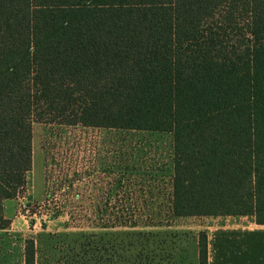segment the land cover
<instances>
[{
    "label": "trees",
    "instance_id": "trees-1",
    "mask_svg": "<svg viewBox=\"0 0 264 264\" xmlns=\"http://www.w3.org/2000/svg\"><path fill=\"white\" fill-rule=\"evenodd\" d=\"M34 123L170 134V217L264 225V0H0V229Z\"/></svg>",
    "mask_w": 264,
    "mask_h": 264
},
{
    "label": "rangeland",
    "instance_id": "rangeland-1",
    "mask_svg": "<svg viewBox=\"0 0 264 264\" xmlns=\"http://www.w3.org/2000/svg\"><path fill=\"white\" fill-rule=\"evenodd\" d=\"M32 153L27 180L34 194L19 196L27 214H18V198L3 204L9 224L0 229V264H23L27 241L35 264H198L200 233L207 235L208 264H223L216 234L250 223L248 217L169 216L173 144L167 133L34 123ZM87 153H96V162L77 167L75 160ZM105 159L113 162L97 165ZM111 168L119 177L127 170L129 194H78L87 190L78 191V180L89 183Z\"/></svg>",
    "mask_w": 264,
    "mask_h": 264
},
{
    "label": "crops",
    "instance_id": "crops-1",
    "mask_svg": "<svg viewBox=\"0 0 264 264\" xmlns=\"http://www.w3.org/2000/svg\"><path fill=\"white\" fill-rule=\"evenodd\" d=\"M27 175L24 194H34L32 181L27 180ZM42 191L45 194L44 179ZM7 201L9 200L4 204ZM249 220L248 226L222 228L216 234V244L223 264H264V225H257Z\"/></svg>",
    "mask_w": 264,
    "mask_h": 264
},
{
    "label": "flooded vegetation",
    "instance_id": "flooded-vegetation-1",
    "mask_svg": "<svg viewBox=\"0 0 264 264\" xmlns=\"http://www.w3.org/2000/svg\"><path fill=\"white\" fill-rule=\"evenodd\" d=\"M112 160H100L97 165H111ZM122 165L127 164L126 160L120 161ZM80 188L85 187V191L78 194H127L128 192V180L127 170L121 169V176L119 177L113 173L111 169L100 170L98 174L90 178L89 183H85L84 179L78 180Z\"/></svg>",
    "mask_w": 264,
    "mask_h": 264
},
{
    "label": "built area",
    "instance_id": "built-area-1",
    "mask_svg": "<svg viewBox=\"0 0 264 264\" xmlns=\"http://www.w3.org/2000/svg\"><path fill=\"white\" fill-rule=\"evenodd\" d=\"M94 147L96 146V145H93ZM78 151H80V149H77ZM88 151V150H87ZM86 156H87V158L85 157V158H79V159H77V160H75V165L77 166V167H79V166H84V165H86V164H89V165H91V164H93V163H95L96 162V153H87L86 154ZM25 193V191L23 190L21 193H20V195L19 196H21L22 194H24ZM127 194H129V192L127 193ZM17 197L20 201V208H19V210H18V214L20 215V216H22L21 214H23V215H25V214H27V210L25 209L26 208V206L24 205V200H25V198H24V196L23 197ZM16 198V199H17Z\"/></svg>",
    "mask_w": 264,
    "mask_h": 264
}]
</instances>
